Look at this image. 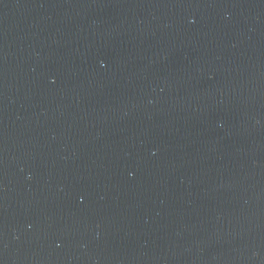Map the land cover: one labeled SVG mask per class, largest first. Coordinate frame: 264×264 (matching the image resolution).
<instances>
[{
    "label": "water",
    "instance_id": "95a60500",
    "mask_svg": "<svg viewBox=\"0 0 264 264\" xmlns=\"http://www.w3.org/2000/svg\"><path fill=\"white\" fill-rule=\"evenodd\" d=\"M0 264H264V0H0Z\"/></svg>",
    "mask_w": 264,
    "mask_h": 264
}]
</instances>
